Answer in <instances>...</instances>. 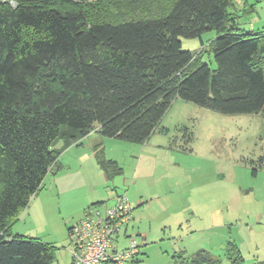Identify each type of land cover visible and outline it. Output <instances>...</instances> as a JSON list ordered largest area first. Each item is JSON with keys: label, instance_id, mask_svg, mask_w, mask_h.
<instances>
[{"label": "trees", "instance_id": "1", "mask_svg": "<svg viewBox=\"0 0 264 264\" xmlns=\"http://www.w3.org/2000/svg\"><path fill=\"white\" fill-rule=\"evenodd\" d=\"M234 3L0 0V264L55 262L57 246L11 228L61 152L92 131L144 143L168 131L161 123L178 98L264 114V32L243 29ZM211 30L202 46L216 66L181 40ZM105 163L111 178L123 174L116 160ZM226 254L245 264L231 240ZM190 260L218 264L206 251Z\"/></svg>", "mask_w": 264, "mask_h": 264}, {"label": "rangeland", "instance_id": "2", "mask_svg": "<svg viewBox=\"0 0 264 264\" xmlns=\"http://www.w3.org/2000/svg\"><path fill=\"white\" fill-rule=\"evenodd\" d=\"M236 3L229 11L244 29L252 13L237 15ZM259 14L264 17V11ZM216 35L211 30L202 38L182 37L183 49L204 51L203 61L216 66L213 52L202 46ZM161 124L168 131H157L144 143L109 138L100 155L123 168L113 180L105 179L97 152L87 147H78L79 153L71 150L75 159L81 155L73 161L74 186L50 198L54 211L47 216L48 224L35 218V211L18 224L55 243L53 264L71 263L67 224L72 221L73 226L85 217L84 197L104 182L100 190L127 196L134 209L130 233L136 235L141 252L139 262L132 264H182L181 251L185 264H192L191 256L200 250L211 253L218 264H231L226 254L230 240L245 264H264V114H223L178 98ZM190 133L193 140L188 142ZM61 144L57 140L55 145ZM108 198L105 204L111 206L116 198Z\"/></svg>", "mask_w": 264, "mask_h": 264}, {"label": "crops", "instance_id": "3", "mask_svg": "<svg viewBox=\"0 0 264 264\" xmlns=\"http://www.w3.org/2000/svg\"><path fill=\"white\" fill-rule=\"evenodd\" d=\"M236 1V0H234ZM251 5V9H249L248 7ZM235 13L237 15H242L243 14H250L252 13V15L248 16L246 18V23L248 26H246V28H244L245 30H249V31H253V32H264V17L261 16V14H259L261 11H264V0H237V3L235 4L234 7ZM258 14V15H257ZM253 20H257V22L255 23V21ZM239 22V21H238ZM117 139V138H115ZM62 141V140H61ZM111 142L109 140V137H104L102 134H100L99 132L92 131L91 133H89L88 135H86L85 137H83L78 143H74L71 144L70 146H68L67 148H65L62 152L61 155L59 157V159L57 160V162L51 167V170L48 172L47 176L44 179V182L42 184L41 189L38 191V193L36 194L37 196L41 194V190H43L44 187H48L47 189V193H45L43 196H39L40 199H35L36 202L34 203L36 206L35 208H33L32 204L35 201L31 200V203L29 204V206L21 213L19 219L13 224L12 228H11V232L13 234H22V235H26V236H31V237H36L41 239L44 242L47 243H51L53 245H55L54 242L51 241H46L44 240L42 237L37 236L36 233H32L29 232V228H26L24 226H19V222H21V220L25 217V218H32L33 212L36 217H40L41 219H43L44 221H46L45 225L48 224V220H47V216L51 211H54V203L52 204V207L50 206V198L56 197V194H61L62 191H66L70 188H72L74 186V171L73 170V161H75L76 159L80 160L81 155L76 154V159L74 157L73 154L71 153V150H75L74 148H76L75 152H78V147H87V149H89L90 151L97 152L95 155L98 156V158L100 159V164H101V169L104 172V176L105 179L107 181L109 180H113L114 178H111L109 176L108 173V169L106 166V158H103L102 155H100V153L103 151L102 147L105 146V144ZM64 145V142L62 141V144L60 145V147H55L56 148H61ZM79 153V152H78ZM111 159V158H109ZM105 181V180H103ZM105 182L101 185L98 184L96 186H94V192H88V194L84 197L83 199V206L82 209H85L86 207H88L89 205L93 204V203H107L106 200V196L110 197L108 199H110L109 201H111L113 199V201L115 200L116 196L119 194L118 192H115L113 195H110L109 193H104L102 190H100L98 187L104 185ZM115 188V186L113 187ZM116 191V190H115ZM52 193V195H51ZM106 195V196H105ZM48 203V204H47ZM140 205V203H139ZM26 210H28L26 212ZM25 214V215H24ZM134 219V218H133ZM132 219V221L128 224V226H126L121 233L119 234V236L116 238L115 242H114V246L118 249H124L126 247L129 246L130 244V238L134 237L136 238V235H132L131 232V228H134V220ZM73 224L72 221L68 222V228L71 227V225ZM31 231V230H30ZM137 240V239H135ZM126 241V242H125ZM128 241V243H127ZM137 242V241H136ZM139 245V244H138ZM56 246V245H55ZM141 247V245H140ZM200 251H204V250H200ZM199 251V252H200ZM185 251H181V253L179 254L181 257V261L182 264H185V257L184 253ZM198 253V252H197ZM196 253V254H197ZM209 253V252H208ZM196 254L192 255L191 257H194ZM211 254V253H210ZM71 255V253H70ZM190 257V256H187ZM137 262V261H135ZM139 262V261H138Z\"/></svg>", "mask_w": 264, "mask_h": 264}, {"label": "built area", "instance_id": "4", "mask_svg": "<svg viewBox=\"0 0 264 264\" xmlns=\"http://www.w3.org/2000/svg\"><path fill=\"white\" fill-rule=\"evenodd\" d=\"M133 218L134 209L125 195H118L111 206L89 205L85 217L69 228L70 264H132L139 260L140 246L134 237L124 249L114 246Z\"/></svg>", "mask_w": 264, "mask_h": 264}]
</instances>
